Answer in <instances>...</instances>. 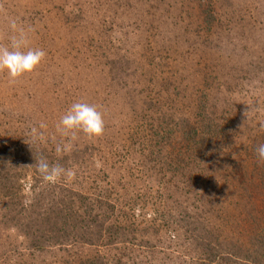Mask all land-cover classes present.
Listing matches in <instances>:
<instances>
[{
    "label": "rangeland",
    "instance_id": "1",
    "mask_svg": "<svg viewBox=\"0 0 264 264\" xmlns=\"http://www.w3.org/2000/svg\"><path fill=\"white\" fill-rule=\"evenodd\" d=\"M10 18L47 55L14 81L0 72V264H207L211 232L210 264H264V0H0V45ZM76 101L105 132L58 154ZM185 121L211 143L191 146ZM41 157L73 175L44 183ZM63 191L123 241L33 249L31 206Z\"/></svg>",
    "mask_w": 264,
    "mask_h": 264
},
{
    "label": "trees",
    "instance_id": "2",
    "mask_svg": "<svg viewBox=\"0 0 264 264\" xmlns=\"http://www.w3.org/2000/svg\"><path fill=\"white\" fill-rule=\"evenodd\" d=\"M184 130L187 135V140L190 138L188 141L191 143V146L197 149L200 147V144L204 145L206 142H209L206 134L212 132L204 131L205 133L203 132L200 135H197V128L195 125H191L188 121L184 122ZM1 159L7 158L3 156ZM77 196L80 197L79 195ZM50 199L51 201H49L48 204L49 207L44 210L45 213L40 211L36 213V211H34L35 209H39L38 204L31 206V210L29 212L31 214H36V219L39 221L33 218V216H29L26 219L34 224H27L28 229L30 230V228H32L33 232L31 231L32 234H25L26 236L34 235L31 241V247H33V249L45 250L51 246L68 247L71 245L74 246L77 243H80L83 246L88 245L95 247L98 244H108L115 240L116 242L119 240L123 241V239H119L120 237H118L117 231L115 232L114 239H112L110 234L111 229H103L105 221L108 220V218L104 215L105 213H101L99 216H95L93 218V213L90 210L91 207L85 202H77L71 191H63L58 200H55L52 195L50 196ZM82 204L84 205L81 206ZM80 209H82V212L79 211ZM97 210V213H100L105 211V208L98 206ZM79 218H81V220ZM101 220H105L104 223L101 222ZM116 226L117 225L113 223V227L116 228ZM213 238H215V236L213 232H211L208 240L205 241L209 250V259H205L208 263L213 261L214 256H217L219 253L218 249L214 247V244L218 245L219 243L217 239L214 241ZM252 240L253 244L257 246L256 250L264 252V234L257 237V233L253 232ZM234 252L238 254L241 252L243 257L249 258L247 253L244 254L241 250L238 251L235 249ZM74 261H76V264H106L103 263L101 259H89L87 256H83L76 260L74 259ZM67 264L71 263L68 262Z\"/></svg>",
    "mask_w": 264,
    "mask_h": 264
},
{
    "label": "clouds",
    "instance_id": "3",
    "mask_svg": "<svg viewBox=\"0 0 264 264\" xmlns=\"http://www.w3.org/2000/svg\"><path fill=\"white\" fill-rule=\"evenodd\" d=\"M9 28V43L0 45V72H6L14 81L25 74L34 73L44 62L47 53L42 48L30 46L28 30L19 27L15 18L9 19ZM40 127L44 128L46 125L41 123ZM56 131L62 137L68 138L66 143L56 145L55 150L60 154L69 150L72 142L77 139V133L82 132L88 138L102 136L105 132L104 115L96 106L76 101L60 117ZM37 138L42 139V135L36 128H32L31 139L35 141ZM25 143L31 147L28 141L25 140ZM256 156L259 162H264V144L257 146ZM36 161L32 167L37 169L44 183L55 184L62 177L73 175L72 169L65 168L59 163H49L47 158L41 157Z\"/></svg>",
    "mask_w": 264,
    "mask_h": 264
}]
</instances>
